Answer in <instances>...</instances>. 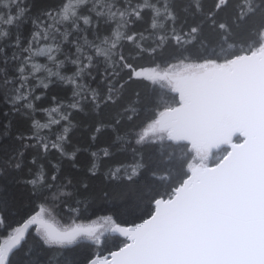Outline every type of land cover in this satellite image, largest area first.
<instances>
[{"label": "snow or ice", "instance_id": "6c2138e0", "mask_svg": "<svg viewBox=\"0 0 264 264\" xmlns=\"http://www.w3.org/2000/svg\"><path fill=\"white\" fill-rule=\"evenodd\" d=\"M0 105V264H264V0H0Z\"/></svg>", "mask_w": 264, "mask_h": 264}, {"label": "trees", "instance_id": "16d2710c", "mask_svg": "<svg viewBox=\"0 0 264 264\" xmlns=\"http://www.w3.org/2000/svg\"><path fill=\"white\" fill-rule=\"evenodd\" d=\"M132 89L130 88L128 90L129 95L131 94ZM0 107H2V105H0ZM82 120V122L84 124H90L92 123L91 120H89L86 117H81L80 118ZM2 122V121H0ZM15 123V122H14ZM27 127V125H24L23 127H14L13 131H23L25 130ZM73 141L76 143H80L83 145H87L90 141H88V137H87V133L83 130V128H77L74 132L73 135ZM106 142V137H101L97 144L95 145V147H102L104 146ZM5 143H8L11 146V142L10 141H6ZM87 159H88V155L86 153H82L79 157V163L81 164V166L83 167L86 163H87ZM103 170V169H102ZM62 171L64 173L70 172V171H74L69 167V164L67 161H65L63 163V167H62ZM10 187V192L11 194L17 195L20 197L21 203L22 204H26L27 201L24 198L26 194H22L19 190L18 186H9ZM104 188V185L102 183V177H97L94 178L93 183H92V190L95 196V199L93 201L92 207L90 209V211L84 215H82L79 220L77 222H89L91 220L96 219L99 216H103V215H108V214H112L111 213V208H112V204L111 203H104L103 198H102V192L101 190ZM119 191V190H117ZM136 193L134 191H128L127 195L124 197V201H130L132 199H134ZM27 208L23 209V212L21 213V215L24 214V212H27ZM115 218L117 219L118 222L120 223H125V222H131V220L133 219V217L131 216H121V215H116ZM19 219V217H18ZM62 223L66 222V221H61Z\"/></svg>", "mask_w": 264, "mask_h": 264}, {"label": "rangeland", "instance_id": "374dc122", "mask_svg": "<svg viewBox=\"0 0 264 264\" xmlns=\"http://www.w3.org/2000/svg\"><path fill=\"white\" fill-rule=\"evenodd\" d=\"M92 221V220H91ZM91 221H89V222H85V223H83V222H78V223H83V224H88V223H90ZM102 223V222H101Z\"/></svg>", "mask_w": 264, "mask_h": 264}]
</instances>
